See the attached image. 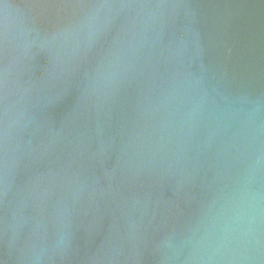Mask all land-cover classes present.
I'll use <instances>...</instances> for the list:
<instances>
[{"label":"water","instance_id":"1","mask_svg":"<svg viewBox=\"0 0 264 264\" xmlns=\"http://www.w3.org/2000/svg\"><path fill=\"white\" fill-rule=\"evenodd\" d=\"M0 264H264V0H0Z\"/></svg>","mask_w":264,"mask_h":264}]
</instances>
